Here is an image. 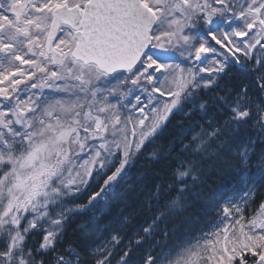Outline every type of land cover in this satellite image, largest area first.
<instances>
[{
    "label": "snow or ice",
    "instance_id": "1",
    "mask_svg": "<svg viewBox=\"0 0 264 264\" xmlns=\"http://www.w3.org/2000/svg\"><path fill=\"white\" fill-rule=\"evenodd\" d=\"M0 264H264V0H0Z\"/></svg>",
    "mask_w": 264,
    "mask_h": 264
}]
</instances>
